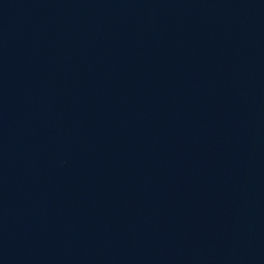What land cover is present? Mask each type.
<instances>
[{
	"label": "water",
	"instance_id": "95a60500",
	"mask_svg": "<svg viewBox=\"0 0 264 264\" xmlns=\"http://www.w3.org/2000/svg\"><path fill=\"white\" fill-rule=\"evenodd\" d=\"M0 264H264V0H0Z\"/></svg>",
	"mask_w": 264,
	"mask_h": 264
}]
</instances>
